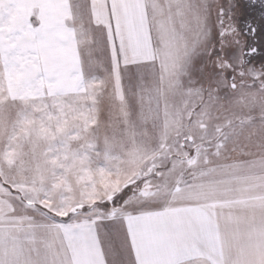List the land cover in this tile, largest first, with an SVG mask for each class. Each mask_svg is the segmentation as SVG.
<instances>
[{"label":"snow or ice","instance_id":"snow-or-ice-1","mask_svg":"<svg viewBox=\"0 0 264 264\" xmlns=\"http://www.w3.org/2000/svg\"><path fill=\"white\" fill-rule=\"evenodd\" d=\"M264 0H0V264H264Z\"/></svg>","mask_w":264,"mask_h":264},{"label":"flooded vegetation","instance_id":"flooded-vegetation-1","mask_svg":"<svg viewBox=\"0 0 264 264\" xmlns=\"http://www.w3.org/2000/svg\"><path fill=\"white\" fill-rule=\"evenodd\" d=\"M253 23L257 25L258 30H259L260 27L264 26V21H261V20L259 19V17H257V18L253 21Z\"/></svg>","mask_w":264,"mask_h":264}]
</instances>
